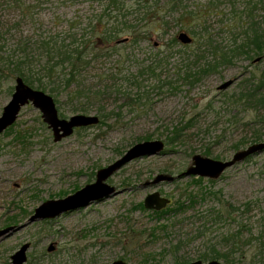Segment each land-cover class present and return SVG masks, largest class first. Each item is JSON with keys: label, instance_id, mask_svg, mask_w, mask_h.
<instances>
[{"label": "rangeland", "instance_id": "374dc122", "mask_svg": "<svg viewBox=\"0 0 264 264\" xmlns=\"http://www.w3.org/2000/svg\"><path fill=\"white\" fill-rule=\"evenodd\" d=\"M255 29L264 31V0H0V61L29 54L36 71L50 70L51 86L62 94L61 118L83 113L105 120L55 141L41 111L32 103L22 108L0 134V230L95 182L99 169L136 143L165 144L161 154L132 160L106 180L117 194L0 238V264H12L26 243L25 264H184L214 246L229 252L234 264L264 263L257 239L264 235V151L214 182L190 176L147 185L162 173L181 174L197 154L230 160L258 143L252 142L258 128L264 141V123L246 124L264 118V105L236 103L249 85L264 80V53L251 45L216 71L185 77L198 72L197 54L212 60ZM181 32L194 41L183 44ZM106 33L115 39L104 44ZM51 41L83 50L85 62L73 77L67 64L51 70L44 47ZM8 77L0 80V116L15 84ZM183 127L184 139L166 145V137ZM156 191L171 199L159 211L144 206ZM229 204L240 209L228 215ZM238 229L241 251L220 244ZM250 231L257 240L247 242Z\"/></svg>", "mask_w": 264, "mask_h": 264}, {"label": "water", "instance_id": "95a60500", "mask_svg": "<svg viewBox=\"0 0 264 264\" xmlns=\"http://www.w3.org/2000/svg\"><path fill=\"white\" fill-rule=\"evenodd\" d=\"M178 39L183 44H190L193 38L186 32H181ZM231 82L222 84L219 88L226 89ZM32 103L42 113L44 122L52 129L54 140L61 139L72 135L76 128L87 127L98 124L100 118L97 115H86L83 113L75 114L69 119L61 118L54 98L43 90L33 88L27 84L22 77H17L15 80L14 91L5 105L2 115L0 116V134L12 126L18 119L19 114L24 106ZM165 150V144L161 140H147L133 145L120 159L114 163L103 167L97 171L96 181L87 184L80 190L76 191L63 199L48 200L42 203L35 210V214L30 217L24 224L13 225L3 230H0V238H6L14 234L16 231L25 226L41 219L54 218L62 213L74 211L90 205L95 201L103 200L117 194L115 187L109 186L106 180L117 170L123 166L144 156L161 154ZM264 151V141L254 143L243 150L237 151L230 160H217L209 157H204L197 154L193 157V164L184 172L177 176L169 174H159L156 178L147 185L159 184L161 182H173L174 180L198 176L209 179H219L221 175L234 165L245 161L246 159ZM171 203V199L161 196L160 192L156 191L147 195L144 200V206L148 209L162 210ZM29 243L21 246L12 256V264H25L28 261L27 251ZM112 264H126L125 261L119 259ZM184 264H224L218 259H212L207 262L203 260H195Z\"/></svg>", "mask_w": 264, "mask_h": 264}, {"label": "trees", "instance_id": "16d2710c", "mask_svg": "<svg viewBox=\"0 0 264 264\" xmlns=\"http://www.w3.org/2000/svg\"><path fill=\"white\" fill-rule=\"evenodd\" d=\"M116 1V0H114ZM193 38V37H192ZM112 39H115L113 34H104L103 36V43L106 44L107 41H110ZM174 40L177 42L176 38ZM194 41V39H193ZM192 41V42H193ZM188 45V44H186ZM254 46L255 49L258 52H262L264 49V31L260 32L258 29H255L252 33L251 36H248L244 42L240 44H235L234 47L231 50L226 51H221V52H216L215 56L212 60H206L204 58V55L202 54H197L196 60H195V65L197 66V63L200 64L199 67H197L198 72H195V75L189 74L186 72V78L187 79H197L198 77L203 76L204 74H207L208 72L211 71H216L221 65L225 64H230L234 58L238 54L246 53V48H250V46ZM44 47L46 50V53L48 57L51 58L52 65H51V70L58 66H64L65 64L68 65L71 71V76L74 75L75 71H77L81 65L85 62L84 61V53L83 50L78 47V45L74 48H71L65 44H61L59 46L56 45V43L51 42H46L44 43ZM204 53V52H202ZM31 56L27 53H24L20 56H18L14 62H9V64H6L5 61L1 60L0 61V80L3 79L5 76L13 77H22L24 81L32 86L33 88L43 90L45 92H49L52 94L51 96L54 98L56 104L60 102V97H62V94L59 89L53 88L51 86V72L47 74H41V72L36 71L35 69V64L33 63V60H31ZM204 59V62H203ZM50 63V62H48ZM12 65V66H11ZM80 67V68H81ZM8 70L7 73L5 71ZM8 77V78H9ZM73 77V76H72ZM246 82H250V80H246ZM15 85V84H14ZM249 84H247L248 86ZM263 85H264V80L263 79H258L257 84H251L249 85L248 90L242 91L238 100H236V103L242 102L244 105H251L254 108L263 106L264 105V94H263ZM81 87V86H80ZM82 90V89H81ZM14 91V86L13 84L9 88V93L12 94ZM48 93V94H49ZM80 95H84V92L82 94L78 91ZM87 111V110H83ZM99 117V116H98ZM100 118V117H99ZM105 120L100 119L99 123H103ZM257 123H264V118L261 119V116H259L258 120H253L251 122H247L246 124L252 125V124H257ZM188 128V127H187ZM185 127L181 128H175V131L173 132V136H167L166 137V145H173L176 144V142H180L182 139H184V131H186ZM263 138V133L262 131L258 128L254 136L252 138V142H259ZM206 154H210L209 149L205 151ZM211 182H214L215 180L210 179ZM229 208L228 215L232 214V212H236V210H239V207H235L232 204H229L227 206ZM252 207V203H248L244 205L245 210H250ZM218 216L222 212H218ZM259 235L257 238L258 240H261V244H264V235ZM241 234L239 232V229L235 233H226L223 235V237L220 240V244H225L226 246H231V248L236 249V251H241L242 245H240V240H241ZM254 239V235H252V231H250V235L248 237V241H253L257 240ZM240 241V242H239ZM263 242V243H262ZM176 248L179 249V245L175 246ZM261 249V248H260ZM245 253V252H243ZM229 252H224L222 249H216L212 248V250L205 251L200 254L199 259H202L203 261H208L212 259H222L224 262L229 263V264H234L235 261L232 260L230 256H228ZM257 255V254H256ZM182 262H187V260H184ZM180 263V262H179ZM27 264H31V262H28ZM264 264V263H261Z\"/></svg>", "mask_w": 264, "mask_h": 264}, {"label": "flooded vegetation", "instance_id": "af4514ba", "mask_svg": "<svg viewBox=\"0 0 264 264\" xmlns=\"http://www.w3.org/2000/svg\"><path fill=\"white\" fill-rule=\"evenodd\" d=\"M203 262H207V261H203Z\"/></svg>", "mask_w": 264, "mask_h": 264}]
</instances>
